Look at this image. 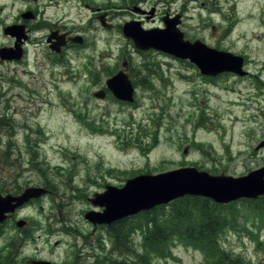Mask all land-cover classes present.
I'll return each instance as SVG.
<instances>
[{"label": "rangeland", "instance_id": "1", "mask_svg": "<svg viewBox=\"0 0 264 264\" xmlns=\"http://www.w3.org/2000/svg\"><path fill=\"white\" fill-rule=\"evenodd\" d=\"M25 1L0 0V48L13 44L2 29L5 24L17 21L20 13L30 8L28 6L31 4ZM48 1L42 0L41 10L45 5L59 4L58 8L51 7L47 12H58L59 18H64L70 28L78 29V32L87 37L86 48L82 50L83 64L78 68L79 71L74 70L77 71L76 74L66 73L67 67L59 65L61 80L52 79V72L56 78L59 72L52 67L48 68L50 64L46 62L47 58L42 60L47 50L43 43L38 42V37H44L40 33L33 37L32 43H38L36 46L30 43L29 54L31 65L34 63L32 59L40 56L38 60L45 67L43 73L24 72L26 68L18 64L0 66V82L3 76L24 85H14L8 80H5L2 87L0 84L1 107L4 104L9 105L10 109L16 111L12 114L14 118L11 121L17 124L28 123L33 128V139L45 141L39 154L46 159V165L50 166L47 177L51 196L27 208L21 216L44 224L73 225L45 227V230L34 231L29 237V249L32 252L39 249L42 257L61 261V264L66 263L65 257L74 238L80 233L92 232L83 218V214L90 208L84 199L86 193L90 197L99 190L95 181L104 184L99 179L102 173L112 176L105 184L112 182L118 186L143 169L165 172L196 164L198 168L203 167L199 169L235 177L242 176L262 164L264 153L255 156L254 147L264 139V116L261 115L256 120L253 117L257 115L259 107L264 108V98H261L263 100L259 104L253 102L256 98L255 86L249 78L226 74L214 80L205 79L188 61L169 62L170 59L162 54H137L129 46L135 57L132 59L135 67H142L145 65L144 61L158 64L159 77L152 78L151 87L143 86L139 89L138 107L129 108L128 105L112 99L96 100L92 95L96 90L86 78L90 77L86 73L88 70L81 68L87 65L84 56L91 57L96 65H120L123 55L118 56V49L128 41L116 40L115 37L106 39L104 33L97 35L92 31L91 12L83 5L90 1L101 4L114 1L121 6V0ZM176 1L174 10H185L188 20L186 25L191 28L190 37L202 34L203 40L216 48L248 54L246 58L251 72L259 68L254 67V64L264 63V34L255 27L252 18L241 19L238 16L234 20L223 21L221 17L213 15L210 21L206 9L198 7L209 5V0ZM236 1V14L245 15L248 11L247 15L253 16L250 0ZM236 1L220 0L224 4L232 2V5ZM143 6L147 9L155 8L156 14L167 9L164 0H145ZM232 11L235 13V9ZM259 13L264 24L260 9ZM161 16L158 15L154 22L143 24L144 27L161 25ZM123 17L130 18L120 15L114 22L119 25ZM211 22L216 23L214 25H223L221 34L213 38H209L207 34ZM255 29L256 33H253ZM258 46L261 48L256 52ZM109 50H113L117 57L104 58ZM74 64L78 66L80 61H75ZM118 67L117 65L116 69ZM105 76L103 74V78ZM156 107H159V142L148 152V147H144L139 139L146 131L158 128L155 120ZM115 127L124 132L122 141L117 137L119 132H113ZM101 129L112 131L114 135L103 132L101 137L97 132ZM18 131L20 132L15 135L18 136V144L22 145V131ZM3 139L7 142L9 136L3 135ZM147 141L143 143L145 146L152 142ZM135 143L146 153L139 148H131ZM197 148L199 154L195 152ZM38 180L41 183L42 180ZM183 206V203H176L168 209L161 206L156 208L158 211L153 215L140 216L132 222L152 218L156 223L182 229L189 224L188 221L179 222V213L183 211ZM199 206L192 213L191 224H199L201 215L206 211L217 214L223 223V228L214 237L216 242L209 245L211 248L220 244L250 264H264V223L259 222L264 221V215L262 216V210L255 203L239 200L213 209L212 206L208 207V204L199 202ZM95 237L97 236L91 235L92 239ZM55 241H58L57 246ZM17 244L18 239L15 241V245ZM206 249L205 243L189 241L181 233L175 232L168 244L147 254L142 264H210ZM26 250L31 254L30 250ZM143 252L146 253L144 247ZM67 264H74L73 259Z\"/></svg>", "mask_w": 264, "mask_h": 264}, {"label": "water", "instance_id": "2", "mask_svg": "<svg viewBox=\"0 0 264 264\" xmlns=\"http://www.w3.org/2000/svg\"><path fill=\"white\" fill-rule=\"evenodd\" d=\"M131 30H135L132 36L139 48L153 47L182 58L196 57L198 60L195 59V61L203 72L217 74L222 71H241L240 57L216 52L203 44L193 45L185 42L174 31L173 26L162 32L156 29L146 32L135 28H131ZM127 85L124 77L109 83L117 97L130 100L131 90L127 88ZM263 176L264 169L253 171L248 176L241 178L212 177L206 173L197 172L195 169H180L158 176L138 177L128 181L122 189L109 187L106 193L93 199V203L101 204L106 209L103 213L89 212L86 218L93 223H109L142 209L167 203L185 194L208 196L220 203L230 202L241 197L256 198L264 193ZM30 197L32 195L16 199L18 200L17 206ZM8 210L10 208L7 205L0 206V216H3Z\"/></svg>", "mask_w": 264, "mask_h": 264}, {"label": "trees", "instance_id": "3", "mask_svg": "<svg viewBox=\"0 0 264 264\" xmlns=\"http://www.w3.org/2000/svg\"><path fill=\"white\" fill-rule=\"evenodd\" d=\"M186 216V215H183ZM216 217H208L201 220L199 225L189 226L185 228L186 236L198 242H210L213 245L216 241L214 240V235L221 231L223 227L219 226V221L215 219ZM153 227V229H152ZM169 226L163 227L161 224L150 225L145 228L144 239L149 245H157L161 242L166 241L169 236ZM125 230L126 227H116V237L120 238L119 230ZM215 247V246H214ZM216 250L219 251L218 248ZM214 264H249L247 261L239 256L229 254L225 251H221L218 261Z\"/></svg>", "mask_w": 264, "mask_h": 264}, {"label": "flooded vegetation", "instance_id": "4", "mask_svg": "<svg viewBox=\"0 0 264 264\" xmlns=\"http://www.w3.org/2000/svg\"><path fill=\"white\" fill-rule=\"evenodd\" d=\"M254 3H255V7H254V9H255V12H256V8H257V6L260 4V3H262V6L261 7H259L258 9H260V11H261V14L264 16V0H254ZM34 12V15H35V18L38 16V14H40V13H38V12H35V11H33ZM101 14H106V21L107 22H109V23H111V20H110V15H109V13H108V11L106 10V9H99V11H98V13H96V16L98 17V16H100ZM143 16H145L144 14H143ZM28 26H29V24H28ZM30 26H29V30H30ZM183 28V27H182ZM56 29H58V30H60L61 32H68L67 30H64V29H62L60 26H55V27H52L51 29H50V31H53V30H56ZM69 44H71V43H69ZM68 44V45H69ZM25 54H26V52H25ZM26 61V58H25V60L23 61V62H25ZM128 73H129V75H131V70L130 69H128ZM257 82H258V84L262 87L261 88V92L258 94L259 96H261V95H263L264 96V80H262L261 81V75H258L257 77ZM257 90L259 91L260 90V88L258 87L257 88ZM25 144V143H24ZM4 181H8V180H5V179H3ZM16 192V191H15ZM17 194L19 193V192H16ZM9 219H14V216H10L9 217ZM36 226V225H35ZM23 227H31V224H26V225H24Z\"/></svg>", "mask_w": 264, "mask_h": 264}]
</instances>
